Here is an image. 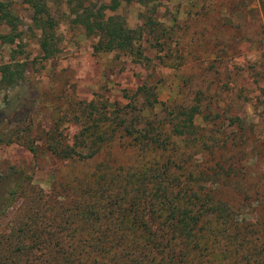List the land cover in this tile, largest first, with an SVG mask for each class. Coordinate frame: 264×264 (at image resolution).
<instances>
[{
	"label": "rangeland",
	"instance_id": "1",
	"mask_svg": "<svg viewBox=\"0 0 264 264\" xmlns=\"http://www.w3.org/2000/svg\"><path fill=\"white\" fill-rule=\"evenodd\" d=\"M44 1L55 21L57 51L49 57L42 56L30 6L23 0H0L16 17L13 31L0 27L1 34H15L10 42L0 40V63L12 61L22 68L17 85L0 89V119L27 129L20 132L21 140L0 144V175L9 168L27 175L14 202L0 215V254H8L7 249L14 254V241L29 242L39 232L43 237L62 233V227L52 225L60 216L54 205L62 201L69 206L65 201L69 195L62 194L60 185L69 184L72 174L88 181L97 166L133 161L129 148L115 145L110 153L104 148L88 159L56 158L45 147L44 132L53 129L61 143L70 145L88 123L89 109H81L86 103L105 105L108 112L114 104L128 103L129 95L143 83L154 89L156 102L142 112L136 127L149 119L168 133L171 108L197 105L193 123L209 147L191 148L189 164L200 171L230 167V181L224 187L219 175L200 183L219 201L230 203V218L246 225L249 237H257L256 243L262 245L264 0H158L148 5L123 0ZM113 1L115 9L106 8L105 14H119L127 27L139 31L136 42L143 58L138 62L120 52H92L95 38L73 20L72 9L80 5L109 7ZM70 228L66 222L64 231ZM21 231L26 234L21 236ZM35 249L31 246V252L22 255L24 260L11 264H46L36 260L40 252ZM48 255L51 258L52 253ZM58 262L52 259L48 264Z\"/></svg>",
	"mask_w": 264,
	"mask_h": 264
},
{
	"label": "trees",
	"instance_id": "2",
	"mask_svg": "<svg viewBox=\"0 0 264 264\" xmlns=\"http://www.w3.org/2000/svg\"><path fill=\"white\" fill-rule=\"evenodd\" d=\"M23 1L31 8L32 24L39 29L42 56H53L57 51L55 21L45 1ZM123 1L148 5L158 0ZM116 5L115 1L109 7L80 5L72 9L73 20L95 38L92 52H120L138 62L143 58L136 42L138 29L127 27L119 14H105L106 8L114 10ZM5 7L0 3V27L7 25L13 31L16 17ZM14 35L0 33V40L10 42ZM20 66L12 61L0 63V89L19 83ZM129 99L125 105H112L108 112L105 105L86 103L81 109H89L88 123L70 145L61 143L55 130L44 132L45 147L56 158L88 159L104 148L110 153L115 145L129 148L133 161L126 166H97L88 174V181L72 174L69 184L60 185L62 194L69 195L65 200L69 206L62 201L54 205L60 216L52 225L62 227V233L54 231L43 237L39 232L29 242L16 240L15 253L7 249L8 254H0V264L24 260L21 257L31 252V246L40 252L36 260L46 264L52 259L59 260L57 264H264V239L262 245L256 243L257 237L251 239L248 227L230 218V203L219 201L214 191L200 183L219 175L224 187L230 181V167L200 171L189 164L191 148L209 147L193 123L198 106L171 108L167 133L160 123L154 125L149 119L136 127L142 112L150 111L156 102L152 87L139 85ZM8 123L0 119V144L21 140L20 132L27 130ZM28 148L33 149L31 144ZM26 177L14 168L0 175V215L14 202ZM45 201L48 203V196ZM66 222L70 232L64 231ZM25 234L21 231V236Z\"/></svg>",
	"mask_w": 264,
	"mask_h": 264
}]
</instances>
